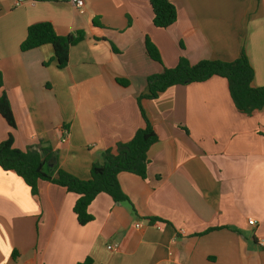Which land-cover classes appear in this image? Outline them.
I'll list each match as a JSON object with an SVG mask.
<instances>
[{
	"label": "crops",
	"instance_id": "crops-1",
	"mask_svg": "<svg viewBox=\"0 0 264 264\" xmlns=\"http://www.w3.org/2000/svg\"><path fill=\"white\" fill-rule=\"evenodd\" d=\"M177 21L153 24L148 0H0V74L16 128L0 115V143L50 147L47 163L89 180L104 154L145 127L138 98L148 78L181 57L233 62L244 49L264 87V0H170ZM50 22L59 36L83 33L59 69L52 45L22 52L28 28ZM162 65L146 53V39ZM118 79L128 80L124 87ZM141 105L158 135L145 179L118 176L128 203L100 194L81 226L78 195L25 182L0 168V264H264V108L241 114L229 83L213 77L174 86ZM254 220L255 225L249 221Z\"/></svg>",
	"mask_w": 264,
	"mask_h": 264
},
{
	"label": "trees",
	"instance_id": "trees-1",
	"mask_svg": "<svg viewBox=\"0 0 264 264\" xmlns=\"http://www.w3.org/2000/svg\"><path fill=\"white\" fill-rule=\"evenodd\" d=\"M148 1L153 10V24L156 28L167 29L176 23L177 10L170 0ZM84 38L83 33L59 36L50 22H39L28 28L26 39L20 48L22 52H27L43 45H52L57 67L64 69L70 60L71 47ZM146 53L150 59L162 65L160 52L149 38L146 39ZM254 76L255 71L244 49L239 58L233 62L204 60L191 65L185 57H181L175 68L162 67L159 74L148 78V91L138 98L145 127L138 130L130 142L119 145L117 154L107 151L103 163L92 166L89 180H81L62 169H59L55 176L48 174L45 167L51 160L58 161L57 151L50 147L39 146L29 147L26 150L17 149L14 147L12 134L0 143V168L20 177L30 188L33 196H38L40 182L61 186L68 192L78 195L73 210L81 226H86L94 220L89 213V207L100 194L109 195L115 203H128L134 210L122 190L118 176L127 172L145 179L149 164L148 151L158 141V135L149 122L141 101L156 99L174 86L202 83L213 77H221L229 83L230 96L236 109L241 114L252 116L264 108V87L253 86ZM117 81L124 87L130 85L128 80ZM2 86L3 80L0 74V89ZM0 115L12 129L16 128V119L5 93L0 98ZM79 264H92V260L87 259Z\"/></svg>",
	"mask_w": 264,
	"mask_h": 264
},
{
	"label": "built area",
	"instance_id": "built-area-1",
	"mask_svg": "<svg viewBox=\"0 0 264 264\" xmlns=\"http://www.w3.org/2000/svg\"><path fill=\"white\" fill-rule=\"evenodd\" d=\"M65 2L70 3L76 9H83L85 7V0H64ZM250 225H255L256 222L254 220L249 221Z\"/></svg>",
	"mask_w": 264,
	"mask_h": 264
},
{
	"label": "rangeland",
	"instance_id": "rangeland-1",
	"mask_svg": "<svg viewBox=\"0 0 264 264\" xmlns=\"http://www.w3.org/2000/svg\"><path fill=\"white\" fill-rule=\"evenodd\" d=\"M45 171H48V170H47V167H45Z\"/></svg>",
	"mask_w": 264,
	"mask_h": 264
}]
</instances>
